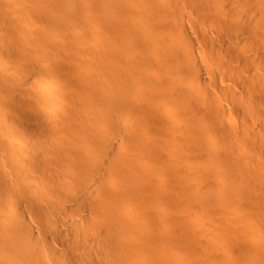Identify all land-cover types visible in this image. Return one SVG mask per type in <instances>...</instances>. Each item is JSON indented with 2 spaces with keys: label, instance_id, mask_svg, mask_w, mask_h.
<instances>
[{
  "label": "bare ground",
  "instance_id": "obj_1",
  "mask_svg": "<svg viewBox=\"0 0 264 264\" xmlns=\"http://www.w3.org/2000/svg\"><path fill=\"white\" fill-rule=\"evenodd\" d=\"M0 264H264V0H0Z\"/></svg>",
  "mask_w": 264,
  "mask_h": 264
}]
</instances>
